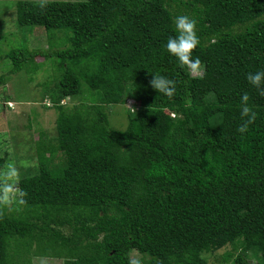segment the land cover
<instances>
[{
  "label": "trees",
  "instance_id": "16d2710c",
  "mask_svg": "<svg viewBox=\"0 0 264 264\" xmlns=\"http://www.w3.org/2000/svg\"><path fill=\"white\" fill-rule=\"evenodd\" d=\"M40 4L17 3L16 25L42 29L48 47L9 49L7 74L48 65L56 135L34 144L26 205L0 218V264H129L134 252L142 264H209L228 245L216 264H264V97L247 80L264 70V0ZM180 15L197 21L200 77L167 52ZM151 75L174 80L175 95ZM244 93L256 120L241 134ZM127 100L114 130L108 116Z\"/></svg>",
  "mask_w": 264,
  "mask_h": 264
},
{
  "label": "rangeland",
  "instance_id": "374dc122",
  "mask_svg": "<svg viewBox=\"0 0 264 264\" xmlns=\"http://www.w3.org/2000/svg\"><path fill=\"white\" fill-rule=\"evenodd\" d=\"M20 1L37 2L41 0H0V76H6L4 82L0 84V158H5L2 167L9 162H16L19 165L21 160L29 161L31 167L20 169L22 177L37 167V150L34 144L43 137L54 144L56 111L54 107L47 106L48 97L43 98L44 87L51 81L49 78L50 71H47L48 65L39 69V72H29L31 74L25 72L7 74V69L11 65L6 56L9 49L26 45L30 49H47L48 47V39L42 29L33 28L29 31L30 28H26V31L22 32L16 25V7ZM46 1L84 2L85 0ZM41 61L42 58H36V62ZM30 79L33 81L29 82ZM3 97H10L8 101L11 102L12 110L6 109V106L3 107ZM77 99L75 98L72 103L66 106L72 107L77 104ZM124 106L125 108L122 105L115 106L108 116L110 127L114 130L122 131L126 128L127 118L124 109L131 110L132 105L127 100ZM40 132L42 136L39 135ZM60 158V153H55L54 162L57 163ZM232 252V247L228 245L209 256L207 258L208 263L216 264L217 259ZM133 255L139 254L134 252L131 256ZM258 256H252L251 261L256 262ZM47 260L48 264L63 263V260ZM32 264H40L39 258H32Z\"/></svg>",
  "mask_w": 264,
  "mask_h": 264
},
{
  "label": "clouds",
  "instance_id": "9594fccd",
  "mask_svg": "<svg viewBox=\"0 0 264 264\" xmlns=\"http://www.w3.org/2000/svg\"><path fill=\"white\" fill-rule=\"evenodd\" d=\"M46 5V0H41L40 6L43 8ZM197 21L186 15H180L175 18V27L177 35L170 36L166 43L167 52L175 57L182 68L188 70L189 75L200 77L203 73L201 60L197 57L193 59V52L199 45L200 41L196 33ZM149 85L157 93L163 94L169 98L175 95L176 82L162 75H151ZM249 84L255 87L259 95L264 97V70L255 73H249L247 76ZM241 124L237 131L241 134L248 132L249 125L256 120V113L249 106V95L244 93L241 96ZM69 98L61 101L60 105H67ZM130 101V100H128ZM48 107H52L49 101ZM131 102V101H130ZM11 102H4L3 107L11 109ZM132 105V104H131ZM2 106V105H1ZM8 107V108H7ZM132 109V107H130ZM135 111V109H133ZM31 163L27 160H21L19 165L16 162H9L4 167L0 168V218H3L5 211L19 210L26 205L25 197L27 193L20 187L21 168L27 169L31 167ZM40 264H48L46 257L39 258ZM129 264H142V259L139 255H133L130 258Z\"/></svg>",
  "mask_w": 264,
  "mask_h": 264
}]
</instances>
